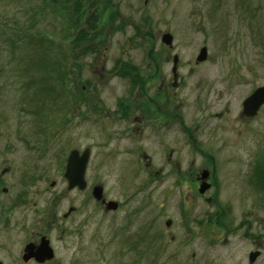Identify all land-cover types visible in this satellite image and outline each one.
Here are the masks:
<instances>
[{
  "label": "rangeland",
  "instance_id": "374dc122",
  "mask_svg": "<svg viewBox=\"0 0 264 264\" xmlns=\"http://www.w3.org/2000/svg\"><path fill=\"white\" fill-rule=\"evenodd\" d=\"M115 1L125 13L121 15L131 17L136 28L129 25L124 33L112 31L108 0H80L84 2L80 27L88 37L82 40L81 30L69 24L70 8L65 12V7L50 0H0V147L12 136L50 132V177L31 190V197L35 209H46L48 218L75 210L65 221L67 233L62 239L60 229L48 232L56 253L52 264H183L192 251L204 264H249L248 254L258 251L253 264H264V191L255 184L258 168L264 172V106L252 119L240 114L242 101L264 85V0ZM164 33L172 37L170 48L160 41ZM90 42L97 52L91 53ZM201 47L206 48V60L194 69ZM148 50L169 53L165 66L172 65V55L177 56L185 125L199 124L198 132L193 129L196 143L205 151L201 154L212 155L216 163V193L211 194H216L220 209L217 225L198 247L191 245L181 252L178 243L160 238V233L168 218L176 231L183 225L181 208L174 203L186 186L174 191V203L169 199L161 206L169 183L146 180L138 168L140 143L119 134V123L110 118L116 101L135 97ZM114 65L130 70L119 71ZM54 67L69 74L68 84L67 79L63 85L57 80ZM82 94L88 100L81 105ZM36 118H42L45 127L40 129ZM73 148L90 149L82 192L66 189L58 164L62 155L65 158L64 151ZM154 157L155 165L161 166L163 155ZM191 157L180 153L181 161ZM51 181L55 184L49 187ZM96 183L106 199L122 201L114 217L103 216L90 200ZM31 209L19 208V221L36 219ZM214 209L198 201L191 216L203 219L210 213L213 217ZM125 218L124 236L131 250L127 253L122 251L126 246H119L120 239L112 238ZM26 226L10 234L8 244H0L1 264H16L14 258L29 232ZM140 248L144 255L136 263Z\"/></svg>",
  "mask_w": 264,
  "mask_h": 264
},
{
  "label": "flooded vegetation",
  "instance_id": "af4514ba",
  "mask_svg": "<svg viewBox=\"0 0 264 264\" xmlns=\"http://www.w3.org/2000/svg\"><path fill=\"white\" fill-rule=\"evenodd\" d=\"M101 3L105 4V1ZM107 4L111 9L109 19L112 31L124 33L125 27H129V25H133L136 28L134 20H131V17L128 19L127 16L121 15L125 13L119 11L120 6L117 1L108 0ZM146 4L147 1H143L142 6H146ZM80 5L83 7L84 2H81ZM134 9L136 10V7ZM143 20L145 22V19ZM94 46L93 43L88 45L91 53L97 52V50H92ZM166 51H170V49H166ZM164 52L163 50H156V53L149 50L145 52L144 66L140 70L141 73L140 78H138V89L137 87L135 89V97L120 98L116 101L113 105L110 118L112 117V119H115L119 123V134L124 135L123 137L132 136L140 143V155L138 159V165H140L138 168L140 169L139 171L145 173L146 180L150 182L160 180L162 183H169V187L162 194L161 206H163L164 201H168L169 199L174 203V191H179L181 186H186V192L183 195L179 193L180 200L174 203L181 208L179 211L181 212L183 225L176 231L171 219L168 218L164 222V231L160 233V238H165L166 236L171 243H178L181 247L177 251L181 252L191 245L198 247L200 240L211 237L209 234L217 225L215 222H217L216 217L220 209L216 208L219 207L215 198L216 194L214 196L211 194L216 193L213 183V170L216 168L214 157L212 155L205 157L203 153L201 154L204 149L200 143H196L197 135L195 134L200 130L199 124L190 128V125H185L183 115L181 114V101L179 99V87L182 80L178 72L180 66L177 64L176 55H172L171 57V66L163 65V60L167 62L169 59V53L166 52L165 56ZM174 58H176L175 66L173 65ZM198 66L199 64L194 65L193 68L195 69ZM116 67L119 71L130 70L126 65L113 66V68ZM84 88L81 87L82 93H84ZM80 99L81 105L84 104V101L86 103L88 100L84 94L80 96ZM60 121H63V119ZM35 122L40 129L45 127L42 118H36ZM32 134L27 138L12 136L11 141L9 139L6 141L11 144L8 143L0 147V244H8L12 240L9 235L17 231L20 226L25 227L27 224L26 229L29 232L26 233L20 250L14 258V260L16 259V264H52L55 261L56 253L48 232L51 228L54 230L60 229L59 239H62L65 233H67L66 228H64L65 221L71 217L72 213H75V210L69 208L67 213L57 217L54 214L48 218L45 217V213L48 212L45 211L46 209H41L42 207L38 210L35 209L36 203L31 197V190H35V186L45 185V182L50 177V169L47 164L49 161L47 155H49L50 149L48 142L50 132L44 133L33 130ZM180 141L184 143L181 145L182 147L180 146ZM84 149H88L90 152L89 148ZM84 149L73 148L70 150H77L81 153ZM66 150L64 151V153L66 152L65 158L62 155L58 164L59 168L62 169L61 175L67 186L64 172L70 150L68 152ZM182 152L190 154L192 157L181 161L180 153ZM154 154L163 155L161 166L155 165ZM195 155H197L195 158L197 162L194 160ZM204 171H207L205 182L209 184V188L204 193H200L199 186L203 182L201 173ZM54 184L51 181L48 186L52 187ZM95 185L100 184H93L92 187ZM73 190L79 191L77 189ZM39 191L43 194L45 189L42 187ZM90 200L102 212L103 216L111 215L114 217L123 205L121 200L114 198L106 199L103 195L100 200H95L90 195ZM101 200H104V202H115L117 208L106 211L105 203ZM198 201H203L215 208L213 212L214 219L210 216V213H206L203 219H195L191 216V211ZM29 206L33 208L31 211L33 210L34 213H37V218L31 219L28 223L27 220L19 221L17 217L19 208L26 211ZM126 220L127 218H125L124 223L120 224L118 230L114 229L112 232V238L116 237L120 239L119 246L122 249L124 246L128 248L126 250V247H124L122 250L125 253L131 251L129 250V245L127 246L128 242L124 236L127 229ZM210 222L213 224L208 225ZM114 224L115 222L112 218L111 226ZM45 240H47L48 246L53 253V258L40 262L33 255L37 254L39 247ZM27 246H30L28 250H26ZM134 248L136 249V246ZM136 254L135 262L137 263L143 258V249L140 248V251ZM196 255L195 251H192L189 258H186L183 264H200L199 262L204 264V261L199 260ZM24 256H29V258L24 260Z\"/></svg>",
  "mask_w": 264,
  "mask_h": 264
},
{
  "label": "water",
  "instance_id": "95a60500",
  "mask_svg": "<svg viewBox=\"0 0 264 264\" xmlns=\"http://www.w3.org/2000/svg\"><path fill=\"white\" fill-rule=\"evenodd\" d=\"M161 42L168 47L172 46V37L168 33H164L161 36ZM207 51L205 47H201L198 51V54L195 58V63H201L206 60ZM173 65H176V58H174ZM264 105V85L257 87L254 89L243 101L241 104V115L245 118H253L256 116L259 109ZM90 152L88 149H84L81 153L77 150H71L68 154L66 165H65V172L64 178L67 182V190L77 189L79 191H83L86 188V181L84 178L86 166L89 160ZM207 177V171L201 173V179L203 182L199 186V192L204 193L208 188L209 184L205 182ZM91 196L95 200H100L102 197V187L101 186H94L91 189ZM105 203V210H115L117 208V204L112 201L104 202ZM168 225V223H166ZM30 246L26 247V250L29 249ZM259 252L254 251L249 253L248 255V262L252 264L256 258L258 257ZM36 260L43 262L45 260H50L53 257V253L48 246L47 240H45L36 255ZM29 256H24V260L28 259Z\"/></svg>",
  "mask_w": 264,
  "mask_h": 264
},
{
  "label": "trees",
  "instance_id": "16d2710c",
  "mask_svg": "<svg viewBox=\"0 0 264 264\" xmlns=\"http://www.w3.org/2000/svg\"><path fill=\"white\" fill-rule=\"evenodd\" d=\"M50 2L56 3L60 7H65V12H66V9L67 8H70V10H68L66 12V15L70 18V20H71L72 23H69V22L68 23L73 27V30H79V31L81 30V32L83 33V35L81 36L82 37V40L84 38H88V37H86L87 36L86 33H85L86 31L84 29H82V27H80V23L84 19V16H83V13L84 12L82 10L83 7L80 5V3H81L80 0H50ZM70 4L72 6H74V8H72L71 6L70 7H67ZM62 14H63V18H64L65 13H62ZM91 22L92 21L89 22V25H88L89 28H91ZM90 33H91V30H90ZM94 38L95 37L90 36V39L89 40L92 41V40H94ZM92 43L93 42H90V44H92ZM43 66H45L46 68H49L50 64L47 65V66L46 65H43ZM55 67L53 68L54 70H56ZM54 74H55L57 80H59L62 85L64 84V80L65 79H67V84H68L69 80L72 79L71 77H69V74L66 75V74H63V73H59L57 70H56V72H54ZM263 174H264V172L259 167L258 168V173L256 174V177H255V184L256 185L257 184H260V186H261L260 188L264 191V177H263L264 175Z\"/></svg>",
  "mask_w": 264,
  "mask_h": 264
}]
</instances>
